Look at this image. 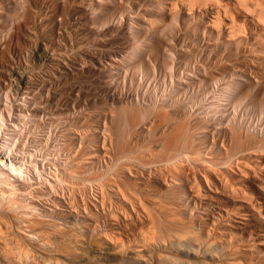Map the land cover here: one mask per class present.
Instances as JSON below:
<instances>
[{"label": "bare ground", "instance_id": "obj_1", "mask_svg": "<svg viewBox=\"0 0 264 264\" xmlns=\"http://www.w3.org/2000/svg\"><path fill=\"white\" fill-rule=\"evenodd\" d=\"M25 1L0 0V264L264 263V139L260 136V131H256V126L253 129L249 124L243 131L236 130L233 126L231 129L226 128L228 132L224 127L221 136L231 140L232 149L225 153L227 158L222 155L225 165L221 167L216 166L217 163H198L196 159L191 163L183 161L185 154L182 155L180 146L193 142L195 136L192 138L193 135L188 132L191 133L190 129L195 126V120L201 117L194 114L196 110L193 111L190 104L189 106L179 102L175 96L163 99L160 104H147L145 108L138 106V109L137 105H134L136 108L131 110L137 109L139 112L133 111L135 115L131 112L129 117H126V109L119 106L115 117L110 114L101 116L104 123L94 128L90 135L86 133L87 129L83 133L74 132L77 128L71 131L68 123L65 126L63 124L62 137L56 136L58 139L54 140L52 135L47 134L49 136L42 141V136L33 135L41 123L46 127L45 122L41 120L43 117L48 120L46 123L49 128L55 127L53 124L57 116H65L67 119L72 113L70 108L75 110L74 107L80 106L79 99L71 96L72 89L67 91L70 93L65 97L52 90L55 83L65 84L68 78H71L74 80L72 82L75 92L86 89L87 97L89 94L93 95L90 93L96 87H93V82L99 80L95 78L96 75L103 77L114 65L115 68L121 67L115 64L116 58L113 60L111 51L110 57L105 50V57L100 54L101 48L106 44V39L103 41L101 38L106 33L112 32L113 35L114 31L117 32V24L124 36L127 33L136 37L144 34L140 39L144 37L146 42L142 45L126 44L132 49V55L141 50L138 54L140 53L142 58L145 56L144 52L155 60L162 57L161 55H168L165 53L167 51L171 54L169 50L176 49L174 37L180 34L182 37L183 31V38L191 37L194 45L193 40L190 42L192 44L185 43V47H188L183 50L181 47V52L222 53L223 58L219 57L222 61H204L205 64L201 66L193 62L196 67L193 70L187 69L193 74L189 77L190 81L183 80L181 90H189V87L193 89L196 83H199L202 95L208 97L216 88L226 101H220L223 102L224 109L229 104V99L237 105L243 99L251 98L260 117H264V0H86L88 3H85V0H47L50 2L47 4L50 11H47L49 15L44 20L49 21V28L44 24L46 29H41L37 36L34 35L36 31L33 30V33L30 29L35 26V12L40 11H34L35 4L31 6L27 3L28 0ZM105 2L109 4L107 6L112 7V14L103 18L94 15L98 7L99 12L103 10L100 5H105ZM130 8L133 10V14L130 13L133 15L131 24V15H125ZM105 10L107 13V9ZM113 13L122 17L120 23L115 21L117 15ZM42 14L40 15L43 16ZM69 19L75 27L74 37L73 34H68L67 26V29L62 30L63 24ZM112 20L117 23H112ZM157 20L168 23L164 27L155 26L153 23ZM104 22H109L110 26L100 28ZM197 23V29L193 30V25ZM117 34L119 36V31ZM22 35V42L32 46L28 52L20 51L22 49H19V45H15L17 48L12 45L13 41H20L19 36ZM123 35L121 33L120 39ZM130 36L129 39L132 40L133 37ZM58 38H61V41ZM95 38L99 43L102 42L98 45L100 49L96 44H91V48L95 46L94 50L90 48L91 51L87 46L84 47L85 43H89L87 40ZM183 43L181 41V44ZM68 47L73 50L72 56L67 54ZM115 53L113 52V55ZM21 54L27 55L26 60L28 57L35 58L38 64L48 68L49 75H46V78L32 75L27 71V65L12 66L13 58ZM223 54L227 55L225 60ZM170 56L172 55L166 57L165 64L171 63ZM183 59L190 60L189 57ZM103 61H106L105 65L102 64ZM117 61L120 62L118 57ZM206 61L208 62V59ZM153 68L152 72L156 69ZM104 84L106 85L101 88L105 92L103 93L106 101L108 99L110 103L118 101L121 104L123 97L125 101L126 94L116 95L115 90H112L114 86L111 87L113 83ZM61 92L63 94V90ZM252 92L256 93L258 98ZM96 97L94 94L91 97L93 99L90 98L91 102L96 100ZM87 99L90 100L89 97ZM248 101L250 102V99ZM59 105L65 107L60 108ZM211 111L213 112V109ZM223 112L228 114L229 111ZM208 113L209 115L205 112L207 115L204 120L200 119L203 124H207L206 121L215 116L210 111ZM151 115L155 119H152L154 117H150ZM144 119L147 121L138 123V120ZM168 122L169 124H166ZM213 122L207 125H213ZM215 123L218 124L214 122V126ZM58 126L61 127V124ZM135 135L143 138L160 135L161 138L158 137L155 144H164L163 146L170 149V154H164L170 167L163 163L154 164L152 160L147 159L145 162L142 160L134 163L120 160ZM257 135L261 141H256V144ZM201 137L207 138L206 135ZM150 140L152 139L147 141ZM82 141L86 143L84 149L80 144ZM76 143L80 144L78 148L81 150L71 151L70 147ZM183 148L186 147L182 146V150ZM242 151L245 154L243 160L230 162L236 156L233 152ZM129 156L130 154L128 158ZM185 161L189 160L186 158Z\"/></svg>", "mask_w": 264, "mask_h": 264}, {"label": "rangeland", "instance_id": "obj_2", "mask_svg": "<svg viewBox=\"0 0 264 264\" xmlns=\"http://www.w3.org/2000/svg\"><path fill=\"white\" fill-rule=\"evenodd\" d=\"M25 1V0H24ZM27 1V0H26ZM25 1V2H26ZM33 1V0H32ZM31 0L29 1H27V3H30V5L32 6V4L34 5L35 4V6H33L34 8H35V10L34 11H40L39 13H37V12H35L36 13V15H35V17H37V19H36V21H35V28L33 27V29L31 28L30 29V31H32L33 32V30H34V32L36 31L37 32V30H38V34L35 32V34L34 35H39L40 33H41V29H42V31L44 30V29H46V26L49 24V21L48 20H46L47 18V16L49 15V12H47V11H50V8H49V5H47V4H50V2H48V1H50V0H34L33 2H32ZM47 1V2H46ZM42 2V3H41ZM43 3H46V4H43ZM85 3H88V1H86L85 0ZM106 3V2H105ZM107 5H109V4H105V5H103V4H101L100 6H101V8L103 9L101 12H99L100 11V7H98L97 9H96V12L94 11V15H96V16H99L100 15V17H107V16H110L111 14H112V12H113V9H112V7L111 6H107ZM45 6H47V7H45ZM104 6V7H103ZM111 7V9H109ZM37 8V9H36ZM44 9H46L45 11H44ZM49 9V10H48ZM99 9V10H98ZM105 9H107V13H105L106 12V10ZM42 10V11H41ZM104 11V12H103ZM131 11V12H130ZM133 10H131V8L127 11V13L128 14H125L127 17L129 16V15H131V14H133V12H132ZM110 12V13H109ZM43 13V14H42ZM44 13H46V14H44ZM95 13H97V14H95ZM102 13V14H101ZM105 13V14H104ZM131 13V14H130ZM40 14H42L43 16H41ZM104 14V15H103ZM113 15H115L114 13H113ZM117 15V16H116ZM115 16H116V18H117V20H115V19H113V20H115V21H117L118 23H120L121 22V18L122 17H119L118 16V14H116ZM124 15V18L126 17ZM38 16H39V18H38ZM132 16L133 15H131V16H129V23L131 24L132 22H131V20H132ZM42 17V18H41ZM44 18H46L45 20H44ZM123 18V19H124ZM40 19V20H39ZM41 19H43V20H41ZM71 19H69V21H65L66 23L65 24H63V27H62V30H65V28H66V26H67V28L69 29H67V32H68V34H75V30H74V26L72 25L73 24V21H70ZM111 21L112 23H117V22H115V21ZM42 21V22H41ZM48 21V22H47ZM120 21V22H119ZM110 22V21H109ZM109 22L108 23H103V25L102 26H100V28H105L106 26H110V24L111 25H113L111 22H110V24H109ZM156 23H153L155 26L156 25H159V27H164L165 26V24H167L168 22L166 21H164V20H157V21H155ZM37 23H41V25H38ZM68 23V24H67ZM161 25H160V24ZM164 23V24H163ZM198 23H200V22H198ZM198 23L197 24H194L193 26H194V29H193V27H192V29L193 30H195V29H197V27H198ZM46 26H45V25ZM71 24V25H70ZM64 25H65V27H64ZM196 25V26H195ZM42 28H41V27ZM68 26H70V27H68ZM199 26H201L200 24H199ZM43 27H45V28H43ZM48 27V26H47ZM120 26H118V24L116 25V28H117V30L119 31V36H121V33H122V35H123V32H121L122 30L121 29H118ZM49 28V27H48ZM64 28V29H63ZM71 29H72V32H71ZM29 30V29H28ZM62 30H60L61 31V33H63L62 32ZM74 30V31H73ZM116 30V31H117ZM118 31L117 32H113V35H112V32L110 33L111 34V36H110V34L108 33H106L102 38H101V40H103L104 38L106 39H104L105 40V42H106V44L101 48L102 49V53H104V50L106 51L105 53H107L108 54V57H110L111 55L113 56V58L111 57V59H113V60H115V58H116V62H115V64H117V66H121L120 68H118V67H116L115 68V66L116 65H114V67H112V69H110L109 70V72H105V74H104V76L102 77H100L99 75H96L95 76V78H98V79H96V80H98V82L97 81H94L93 83L95 84H93L94 86L93 87H95V89L93 88V90H92V92L90 91V93H92L93 95L95 94V96H97L96 97V100H92V102H91V99H93V98H91L93 95H91V94H89V96H87V97H89V101H88V99H87V97L85 96L86 95V89H79V91H81V92H79V91H76L79 95V97H77V93L75 92V89L73 88L74 87V82H72V81H74V80H72L71 78H68V82L66 83L65 82V84L63 83H59V85H58V83H55L54 84V89H52V90H56L55 92H58L57 94L58 95H61V96H69V93L70 92H72L71 94V96H73V97H75V98H78L79 100H78V102H80L79 103V107H78V105L76 106V107H74V109L75 110H71V108H70V112H72L71 114H70V116L69 117H67V119H66V117L65 116H61V115H59V116H57V120L55 119V122H54V124L53 125H55V127H53V126H51V128H49L48 126H47V123H48V120L46 121L45 120V117H43L41 120H42V122H45L44 124H46V127L44 128V126H43V124L41 123V125L38 127L39 128V130H38V128H36L37 130H35V134H33V135H38V136H42V141L44 140V139H46V137L47 136H49V135H52L53 136V138H54V140L55 139H58V138H60V136L62 137V134H61V132H63V127L66 125V123H68V127L70 128V130L71 131H74L75 130V128H77V130L76 131H74V132H86V129H87V131L88 132H86V133H88V135H90L91 133H93V129L94 128H96L97 126H102V124L104 123V119L102 118V117H104L105 115H113L114 117L117 115V114H115V113H118V111L119 110H117V109H120L119 108V106L120 107H122V109H126L125 110V112L128 114H126V113H123L124 115L126 114V117H129L130 115V113L131 112H139L137 109H134V110H131L132 108H134L136 105V107L138 108V106L140 107H142V108H145V106H147V104H149L148 106H150L151 104H155V103H158V104H160L159 102H163L164 100H166V98H168V99H171V98H174V96H175V98L179 101V102H183V103H185V104H190L189 106L190 107H192V110L193 111H195L194 112V114H196L198 117H201V118H198L199 119V121H198V119H196L195 120V126H193V127H191V129H190V131H191V133L190 132H188V134L190 135L191 134V136H192V138L195 136V138L194 139H192L193 140V142H187V143H185V144H181L183 147H186L185 149L183 148V150H182V146H180V150L183 152L182 153V155L183 154H185V155H183L184 157H183V159H185L186 160V158L189 160V161H185V160H183L185 163H187V162H189V163H191V162H193L195 159H196V161H198V163H205L206 165H212L213 163L214 164H216V166H222L223 164H224V162H225V158H227L226 156H227V154H225V153H227V152H229V150L230 149H232L231 148V145L230 144H232L230 141V139L228 140V138H227V140H226V138L225 137H222L221 135H222V133H223V131H224V127H225V131L226 132H228L229 130L228 129H231V127L233 128V126H234V129H236V130H240L241 129V131H243L244 130V128H246V127H248L249 126V124L251 125V127L253 128V129H255L256 128V131H260V136L262 135V137H263V139H264V131H262V130H264V129H262V128H264L262 125H264V121H263V119H264V117H260V114H259V112L257 111V108H256V105H255V103H253L254 101H252V99L251 98H248V99H243L242 100V102H239V103H237V105H234V103H233V101L231 100V99H229L228 101V105H226L225 106V109H224V104H223V102L225 103L226 101L224 100V98L222 97V94H221V92H219V90L218 89H216V88H214V90L212 91V95L210 94L209 96H210V99H209V96L207 97V96H203L202 95V91H201V87H200V85H198L197 83H196V85H195V87L197 88V90H196V88L194 87L193 89H191V87H189L190 89L188 90V88L187 89H185V90H181V88H180V86H182V83L184 82V81H186V82H188V81H190V76H191V74H193V73H191L190 71H188L187 69H189V70H193V68L194 67H196V65H202V64H205V63H210L212 60L213 61H215V60H218V59H220L221 61H222V53H216V52H197V53H191V52H188V54H187V52H185V53H183V52H181V50H180V48L183 50L184 48H187L188 46L186 45V47H185V43L186 44H188V43H190L193 39L190 37H187V38H183V36H184V31L182 32L183 33V35H182V37H181V34H180V38H178V36H176V38L174 37V41H173V43L175 44V47H176V49H172V50H169V52L171 53V54H169L168 53V51L167 52H165V53H167L168 55H172V56H170V58H171V60H170V62L172 63H169L170 65L168 66V63L167 64H165L166 63V61H165V59H166V57L168 56V55H165L164 57H163V55H161L162 57H158V58H156V60L155 59H152L151 57H148V54H146L147 52H144L145 54H143V55H147V57L149 58V61H148V58L147 57H145L144 56V58H146V59H144V58H142L143 56L139 53L138 54V52H140L141 50H137V54H131L132 52V49L131 48H129V47H127L128 46V44H136V45H142L144 42H146L145 41V39H144V37L142 38V39H144V40H142V39H140L142 36H144V34H141L140 35V37H136V36H134L133 34V36L131 35V33H127V34H125V36H124V38H123V36H122V38L120 39V37L118 36ZM33 32V33H34ZM28 33V31L26 32V34ZM115 33V34H114ZM70 34V35H71ZM72 35L73 37L75 36V35ZM106 35H108V36H106ZM115 35V36H114ZM131 35V36H130ZM26 36V35H25ZM106 36V37H105ZM116 37V38H114V37ZM119 38H118V37ZM127 36H128V38H127ZM129 36H130V38H132V40L131 39H129ZM137 36H139V35H137ZM20 38V41L18 40ZM19 38L17 39L18 40V42L16 43L15 41H13V43H12V45H13V47H15V48H17V46H15V45H19V49H22V50H20V51H23V50H25L24 52H28L27 50H29L32 46H31V44L29 45V43L28 44H26L25 42H22L23 41V35L20 37L19 36ZM109 38V39H108ZM127 38V39H126ZM139 40H138V39ZM59 40L61 39V38H58ZM97 38H95V39H90V40H87L89 43H87L88 45H86V43L84 44V47H86V48H88V50L91 48V44H93V45H95L96 44V47H98L99 48V44H101V43H99V41L98 40H96ZM99 39V38H98ZM113 39V40H112ZM118 39H120L119 41H118ZM123 39V40H122ZM129 39V40H128ZM175 39H177L176 41H175ZM103 40V41H104ZM183 40H184V43H183ZM61 41V40H60ZM126 41V42H125ZM129 41V42H128ZM181 41H182V43L183 44H181ZM62 42L64 43V41L62 40ZM94 42V43H93ZM97 42V43H96ZM104 42V43H105ZM124 42V43H123ZM175 42H177V44L175 43ZM15 43V44H14ZM25 43V44H24ZM141 43V44H140ZM180 43V44H179ZM192 43H193V45H194V40L192 41ZM192 43H190V44H192ZM108 44V45H107ZM119 44V45H118ZM126 44H127V46H126ZM130 44V45H131ZM29 45V46H28ZM90 45V46H89ZM181 45V46H180ZM183 45H184V47H183ZM189 45V44H188ZM193 45H191V46H193ZM21 46H22V48H21ZM116 46V47H115ZM93 47L95 48V46H92V48L91 49H93ZM24 48V49H23ZM99 48V49H100ZM113 48H115V49H113ZM130 50H129V49ZM71 48L70 47H68V49H67V54L70 56H72V51L70 50ZM91 49H90V51H91ZM108 49V50H107ZM94 50V49H93ZM180 52H179V51ZM111 51V52H110ZM121 51V52H120ZM174 51V52H173ZM175 51H176V53H178V54H176L175 53ZM109 52H110V54H109ZM113 52H116L114 55H113ZM118 52V53H117ZM135 52H133V53H135ZM102 53H100L101 55H103L104 57L106 56V54L104 53V54H102ZM182 53H183V55H182ZM29 54V53H28ZM120 54H121V56H120ZM190 54V55H189ZM209 56H208V55ZM110 55V56H109ZM117 55V56H116ZM135 55V56H134ZM184 55H186V56H184ZM201 55V56H200ZM202 55H203V57H202ZM205 55V56H204ZM211 55V56H210ZM69 56H68V58H69ZM115 56V57H114ZM138 56V57H137ZM141 56V57H140ZM174 56V57H173ZM176 56V57H175ZM181 56V57H180ZM184 58H188L189 57V59L190 60H188V59H186V60H188V61H190V63L188 62V61H185L184 59H183V57ZM223 56H224V54H223ZM225 56H227L226 54H225ZM225 56H224V59L223 60H225ZM19 57V58H18ZM117 57L119 58V60H120V62L119 61H117ZM191 57V58H190ZM201 57V58H200ZM208 57H210V58H208ZM219 57H222V58H219ZM18 58V59H17ZM24 58V59H23ZM67 58V57H66ZM133 58V59H132ZM141 58V59H140ZM160 58V59H159ZM164 58V59H163ZM173 58V59H172ZM178 58V59H177ZM203 58V59H202ZM213 58H215V59H213ZM15 59V60H14ZM27 59V55H25V54H21V56L19 55V56H17V57H14L13 58V63H12V66H18V65H27V71L30 73V74H32V75H37V76H39L40 75V77H45L46 78V75H49V74H47L48 73V68L47 69H45L44 68V66H41L40 64H38V62H37V60H35V58H33V57H28V60H26ZM122 59V60H121ZM126 59H128V60H126ZM132 59V61H130ZM136 59V60H135ZM163 59V60H162ZM198 59V60H197ZM205 59V60H204ZM208 59V62L206 61ZM135 60V61H134ZM140 60V61H139ZM173 60V61H172ZM182 60H184L185 61V64L183 65V61ZM219 60V61H220ZM21 61V62H20ZM121 61H122V63H121ZM130 61V63H128ZM139 61V62H138ZM162 61H164V62H162ZM169 61V60H168ZM203 61V62H202ZM204 61H205V63H204ZM24 62V63H23ZM106 62V61H105ZM105 62L103 61L102 62V64H104L105 65ZM145 62V63H144ZM151 62V63H150ZM176 62V63H175ZM193 62H195V64L193 63ZM196 62H198V63H196ZM201 64H200V63ZM19 63V64H18ZM28 63V64H27ZM118 63H119V65H118ZM125 65H124V64ZM134 63V64H133ZM137 63V64H136ZM150 63V64H149ZM161 63V64H160ZM178 63V64H177ZM33 64V65H32ZM35 64V65H34ZM121 64V65H120ZM128 64H130L129 66H128ZM159 64V65H158ZM191 64V65H190ZM192 64H193V66H192ZM29 65V66H28ZM32 65V66H31ZM140 65V66H139ZM149 65V66H148ZM163 65V66H162ZM186 65H189V66H186ZM38 66V67H37ZM40 66L42 67L41 69H40ZM128 68H127V67ZM167 66V67H166ZM171 66V68H169ZM176 66V67H175ZM139 67V68H138ZM148 67V68H147ZM154 67V68H153ZM160 67V68H159ZM187 67H189V68H187ZM31 70V71H29V69ZM33 68V69H32ZM115 68V69H114ZM142 68V69H141ZM152 68L153 69H155V70H153V72H152ZM164 68H166V70H164ZM167 68H168V70H167ZM179 70H181V71H179ZM190 68H192V69H190ZM40 69V70H39ZM171 69V70H170ZM175 69H177V70H175ZM186 69V70H185ZM112 70V71H111ZM115 70V71H114ZM126 70V71H125ZM151 70V71H150ZM162 70V71H161ZM170 70V71H169ZM119 71V72H118ZM145 71H146V73H145ZM155 71V72H154ZM165 71V72H164ZM168 73H167V72ZM133 72H134V74H133ZM136 72V73H135ZM163 72V73H162ZM185 72V73H184ZM109 73V74H108ZM128 73V74H127ZM129 73H130V75H129ZM153 73H155V74H153ZM171 73V74H170ZM178 73V74H177ZM188 73L190 74V75H188ZM41 74H43V75H41ZM45 74V75H44ZM107 74V75H106ZM121 74V75H120ZM152 74H153V76H152ZM162 76H161V75ZM167 74V75H166ZM138 75V76H137ZM158 75H159V77H158ZM165 75V76H164ZM172 77H170V76ZM173 75V76H172ZM175 76V77H174ZM184 76V77H183ZM124 78V79H123ZM158 78V79H157ZM163 78V79H162ZM165 78V79H164ZM167 78V79H166ZM186 78H188V79H186ZM114 79V80H113ZM118 79H120L119 81H118ZM155 79H156V81H155ZM172 79V80H171ZM177 79H179V80H177ZM78 81V79H75V81ZM83 80V79H82ZM102 80V81H101ZM107 82H106V81ZM112 80V81H111ZM117 80V81H116ZM137 80V81H136ZM182 80V81H181ZM184 80V81H183ZM101 81V83H99ZM103 81H104V83H109V84H111V83H113L112 85H111V87L112 86H114V88L112 89L114 92H116V95H125L126 94V98H125V101H124V97H123V103H119L118 101L116 102V101H112L111 103H110V100H108L107 99V101H106V98H105V96H104V91H102L103 89L101 88V86L102 85H106V84H104L103 83ZM110 81V82H109ZM118 82V83H117ZM125 82V83H124ZM133 82V83H132ZM135 82V83H134ZM145 82V83H144ZM179 82V83H178ZM73 84V86H71V85H69V84ZM129 83V84H128ZM150 83V84H149ZM157 83V84H156ZM173 83V84H172ZM66 84H67V86H66ZM108 84V85H109ZM117 84H119L118 86L119 87H117ZM127 84V85H126ZM146 84V85H145ZM152 84H153V86H152ZM216 84V83H215ZM221 84H222V82H221ZM220 84V85H221ZM58 85V86H57ZM69 85V86H68ZM100 87V88H98V86ZM134 85V86H133ZM137 85V86H136ZM148 85V86H147ZM151 85V86H150ZM60 86H61V88H60ZM64 86V87H63ZM115 86H116V88H115ZM122 86H123V88H122ZM132 86V87H131ZM156 86V87H155ZM178 86V87H177ZM201 88H199V87ZM222 86V85H221ZM53 87V86H52ZM63 87V88H62ZM140 89H139V88ZM150 87V88H149ZM59 88V89H58ZM85 88V87H84ZM126 88V89H125ZM131 88V89H130ZM147 88H148V90H147ZM157 90H156V89ZM170 88V89H169ZM178 88V89H177ZM198 88H199V90H198ZM65 89H67L66 91H65ZM70 89H72L71 91H70ZM100 89V90H99ZM118 89H120V90H117ZM131 91H130V90ZM213 89V88H212ZM63 90V94H61L62 91ZM73 90H74V92H73ZM84 90V91H83ZM138 90V91H137ZM152 90V91H151ZM261 90V89H260ZM67 91H70V92H67ZM120 91H121V93L122 94H120ZM144 91H145V93H144ZM154 91H156V92H154ZM174 91H175V93H174ZM216 91V92H215ZM258 91V93L261 95V91H259V89L257 90ZM257 91H256V93H257ZM96 92L98 93L97 95H96ZM104 92V93H103ZM137 92V93H136ZM160 92V93H159ZM186 92H187V94H186ZM191 92V93H190ZM195 92H197V93H195ZM199 92V93H198ZM219 92V94L218 95H220V97H218V95H217V93ZM60 93V94H59ZM128 93L129 94H131V95H128ZM168 93H170V94H168ZM204 93V92H203ZM214 93H215V95H214ZM254 92H252V94H253ZM256 93H254L256 96H257V98H258V95L256 94ZM67 94V95H66ZM75 94H76V96H75ZM83 96V98H82V96ZM147 94V95H146ZM177 94H179V95H177ZM195 94V95H194ZM197 94V95H196ZM200 94L204 97V99H203V97L202 96H200ZM134 95V96H133ZM140 95V96H139ZM165 95V96H164ZM191 95H192V97H191ZM201 97H199V96ZM91 96V97H90ZM103 96V97H102ZM129 96V97H128ZM133 96V97H132ZM188 96H189V98H188ZM195 96V97H194ZM101 97V98H100ZM131 97V98H130ZM144 97V98H143ZM153 97V98H152ZM195 99H194V98ZM214 99H212V98ZM216 97V98H215ZM260 97V96H259ZM262 97V96H261ZM260 97V98H261ZM137 98V99H136ZM150 100H149V99ZM190 98H192V99H190ZM222 98V99H221ZM84 100V101H82V100ZM129 99H131V100H129ZM144 99V100H143ZM164 99V100H163ZM167 99V100H168ZM200 99V100H199ZM203 100V102H202V100ZM250 99V102L248 101ZM87 100V101H86ZM129 100V101H128ZM137 100V101H136ZM154 100V101H153ZM157 100V101H156ZM191 100V101H190ZM198 100V101H197ZM207 100V101H206ZM211 100V101H210ZM218 100V101H217ZM223 101V102H220V101ZM98 101V102H97ZM132 101V102H131ZM145 101V102H144ZM188 101V102H187ZM193 101V102H192ZM201 101V102H200ZM205 101V102H204ZM213 101V102H212ZM248 101V102H247ZM252 101V102H251ZM85 104H84V103ZM198 102V103H197ZM231 102V103H230ZM246 102V103H245ZM82 103V104H81ZM87 103H88V105H87ZM96 103V105H94ZM104 104V105H102V104ZM132 103V104H131ZM136 103V104H135ZM196 103V104H195ZM214 103V104H213ZM222 103V104H221ZM250 103V104H249ZM139 104V105H138ZM199 104H201V105H199ZM203 104V105H202ZM212 104V105H211ZM113 105V106H112ZM135 105V106H134ZM188 105H186V107H189ZM199 105V106H198ZM220 105V106H219ZM233 105V106H232ZM82 106H84V107H82ZM100 106V107H99ZM102 106V107H101ZM103 106H104V108H103ZM112 106V107H111ZM116 106V107H115ZM130 106H131V108H130ZM208 106V107H207ZM212 106V107H211ZM221 106H223V107H221ZM237 106V107H236ZM254 106H255V110H254ZM58 107H65V106H58ZM82 109H81V108ZM107 107V108H106ZM109 107V108H108ZM114 107V108H113ZM135 107V108H136ZM189 107V108H190ZM203 107V108H202ZM211 107V108H210ZM219 107V108H218ZM253 107V108H252ZM80 110H79V109ZM84 108H85V110H84ZM87 108V109H86ZM89 108V109H88ZM97 108V109H96ZM102 108V109H101ZM106 108V109H105ZM130 108V109H129ZM198 108V109H197ZM209 108V109H208ZM232 108V109H231ZM234 108H236V109H234ZM79 111H78V110ZM93 109V110H92ZM116 109V110H115ZM138 109H140V108H138ZM208 109V110H207ZM213 109V112L211 111V110ZM227 110V112H228V114L227 113H225L224 114V110ZM242 109V110H241ZM77 110V111H76ZM99 110V111H98ZM106 110V111H105ZM111 111V113H109L110 111ZM123 110V111H124ZM129 110V111H128ZM221 110V111H220ZM232 110H233V112H232ZM96 111V112H95ZM104 111V115L102 114V112ZM113 111V112H112ZM200 111V112H199ZM204 111V112H203ZM211 112L212 113V115L214 116H216V118H215V116L214 117H211V120L209 119L208 121H206V122H208L209 124H212V122L214 121V122H217L218 124L216 125V123H215V126H214V122H213V125H207V124H203V122L201 121V120H204L205 118H206V115L208 114L209 115V113L208 112ZM219 111V112H218ZM60 112H62V111H60ZM76 112V113H75ZM83 112V113H82ZM94 112V113H93ZM134 112H133V114H134ZM202 112V113H201ZM205 112L207 113V114H205ZM226 112V111H225ZM230 112H231V114H230ZM74 113H75V115H74ZM88 113V114H87ZM114 113V114H113ZM250 113V114H249ZM78 114H80V116L78 115ZM90 114V115H89ZM94 114V115H93ZM133 114H131V116L133 117ZM153 115H154V113H152ZM222 114H224L223 116H222ZM233 114V115H232ZM249 114V115H248ZM82 115L84 116L83 118H82ZM135 115V114H134ZM200 115V116H199ZM220 115L222 116V117H220ZM259 115V116H258ZM78 116V117H77ZM102 116V117H101ZM155 116V115H154ZM154 116H150V117H154ZM196 116V117H197ZM204 116H205V118H204ZM225 116L227 117V118H229V120L227 119V118H225ZM64 117V118H63ZM80 117V118H79ZM125 117V116H124ZM123 117V118H124ZM195 117V118H196ZM224 117V118H223ZM259 117H260V119H262V121L263 122H261V120L259 119ZM62 118V119H61ZM71 118V120H69ZM77 120H76V119ZM89 118H91V119H89ZM93 118V119H92ZM99 118V119H98ZM217 118L219 119L218 121H217ZM221 118H222V120H221ZM66 120V122H65V120ZM72 119H73V121H72ZM152 119H155V117L154 118H152ZM201 119V120H200ZM225 119V120H224ZM63 120H64V122H63ZM83 120V121H82ZM87 120H89V121H87ZM239 120V121H238ZM255 120V121H254ZM57 121H59L58 123H57ZM68 121V122H67ZM74 122V123H72V122ZM87 121V122H86ZM103 121V122H102ZM144 121H147L146 119H144V120H138V123H142L143 124V122ZM167 121H169V120H167ZM166 121V122H167ZM229 121V122H228ZM236 121V122H235ZM249 121V122H248ZM251 121H252V123H251ZM47 122V123H46ZM85 122V123H84ZM156 122H158V121H156ZM160 122H162L163 123V121H159L158 123L160 124ZM171 122V121H170ZM211 122V123H210ZM228 122V123H227ZM255 122V123H254ZM70 123V124H69ZM82 123V124H81ZM84 123V124H83ZM100 123H102V124H100ZM107 123V122H106ZM197 123V124H196ZM200 123H202V124H200ZM224 123V124H223ZM225 123H226V125H225ZM237 123V124H236ZM239 123H241V124H239ZM242 123H243V125H242ZM57 124V125H56ZM61 124V127L63 126V124H64V126L61 128L60 126H58V125H60ZM87 124H89L88 126H87ZM166 124H169V122L168 123H166ZM202 127H201V126ZM239 125V126H238ZM259 125H261V126H259ZM58 126V127H57ZM72 126V127H71ZM75 126V127H74ZM90 126V127H89ZM192 126V125H191ZM246 126V127H245ZM256 126V127H255ZM197 127V128H196ZM217 127V128H216ZM255 127V128H254ZM52 128H54V129H52ZM60 130H59V129ZM195 128V130H192V129H194ZM205 128V129H204ZM210 128V129H209ZM226 128H228V129H226ZM46 129H48L47 131H46ZM207 129V131H205ZM214 129V130H213ZM243 129V130H242ZM259 129V130H258ZM53 131V132H51V131ZM83 130V131H82ZM90 130V131H89ZM204 130V131H203ZM210 130V131H209ZM213 130V131H212ZM57 131V132H56ZM195 133H194V132ZM52 134H51V133ZM59 132V133H58ZM38 133V134H37ZM198 133V134H197ZM215 133V134H214ZM47 134H49V135H47ZM56 134V135H55ZM60 134V135H59ZM208 134V135H207ZM206 135V139H204L203 137H201V136H205ZM214 135V136H213ZM51 136V137H52ZM58 138H57V137ZM92 136V135H91ZM89 137V136H88ZM156 137V138H155ZM158 137H159V139L161 138V136L160 135H158ZM158 137L157 136H151L150 138H148V137H142V136H137V135H135L134 137H133V141L132 142H130L129 143V145H128V148L127 149H125V153H123V158H120V160H122L123 162H125V163H134V162H141L142 160H143V162H145L146 161V159H147V161H151L152 163H154V164H157V163H163V164H168V167H170V165H169V163H168V161L166 160V158H164L165 157V155L164 154H170V149H167L165 146H163L164 144H161V145H157L156 146V144H155V141H157L158 140ZM41 138V137H40ZM50 137H48V139H49ZM199 138V139H198ZM148 139H152V140H150V142H148L147 140ZM155 139V140H154ZM157 139V140H156ZM223 139H225V140H223ZM191 140V141H192ZM258 140H259V137H258V135H257V138L255 139V142L257 141L258 142ZM136 141V142H135ZM151 141H152V143H151ZM202 141V142H201ZM259 141H261V139L259 140ZM138 142V143H137ZM215 142V143H214ZM222 142V143H221ZM226 142H227V144H226ZM257 142H256V144H257ZM55 143V142H54ZM59 143H60V141H59ZM62 143V142H61ZM85 142H81L80 144H82L81 145V147L83 148V147H85L86 145V143L84 144ZM91 143V142H90ZM134 143H137V144H134ZM151 143V144H150ZM154 143V144H153ZM193 143V144H192ZM197 143H199V144H197ZM204 143V144H203ZM80 144L79 143H76V144H73V145H76V147L75 146H71L70 148L72 149L71 151H75V150H81L80 149V147L78 148V146H80ZM84 144V145H83ZM134 146H133V145ZM144 144V145H143ZM148 144V145H147ZM132 145V146H131ZM138 145V146H137ZM141 145V146H140ZM185 145V146H184ZM195 145V146H194ZM205 145V146H204ZM216 145H217V147H216ZM230 145V146H229ZM143 146H145L144 148H143ZM226 146V147H225ZM73 147V148H72ZM141 147V148H140ZM209 147H210V150H209ZM225 147V148H224ZM78 148V149H77ZM139 148V149H138ZM149 150H148V149ZM158 148V149H157ZM161 148H164V149H161ZM199 148V149H198ZM84 149V148H83ZM82 149V150H83ZM136 149V150H135ZM151 149V150H150ZM153 149V150H152ZM186 150V151H185ZM187 150L189 151V152H187ZM219 150H220V152L222 153H220L219 152ZM228 150V151H227ZM127 151L128 152H135V153H127ZM141 151V152H140ZM204 151V152H203ZM208 151V152H207ZM211 151V152H210ZM139 152V153H138ZM161 152H164V153H162L161 154ZM166 152V153H165ZM195 152V153H194ZM197 152H198V154H197ZM138 153V154H137ZM152 153V154H151ZM194 153V154H193ZM200 153H201V155L202 156H204V157H201V155H200ZM216 153V154H215ZM236 153V154H235ZM262 153H264L263 151H262ZM130 154V156H129V158H128V155ZM155 154V155H154ZM157 154H159V155H161V156H159V155H157ZM187 154V155H186ZM189 154H190V157H191V159H190V157H189ZM233 154H234V158L230 161V162H232V161H234V162H236V161H241V160H243V157L245 156V154H244V152L242 151V152H233ZM241 154V155H240ZM127 155V156H126ZM142 155H143V157H142ZM150 155V156H149ZM157 155V156H156ZM199 155V156H198ZM215 155V156H214ZM222 155H226L225 156V158H224V156H222ZM124 156H126V157H124ZM134 156V157H133ZM152 156V157H151ZM162 156H163V158H162ZM197 158H196V157ZM213 156V157H212ZM153 157L154 158H156V159H153ZM160 157V158H159ZM193 157V158H192ZM206 157H208V158H206ZM215 157V158H214ZM220 157V158H219ZM133 158V159H132ZM152 158V159H151ZM159 158V159H158ZM200 158V159H199ZM125 159V160H124ZM127 159V160H126ZM129 159V160H128ZM140 159V160H139ZM145 159V160H144ZM165 159V160H164ZM194 159V160H193ZM216 159V160H215ZM219 159V160H218ZM133 160V161H132ZM155 160V161H154ZM162 160V162H160ZM121 161V163H123ZM130 161V162H129ZM132 161V162H131ZM202 161H204V162H202ZM205 161H207V162H205ZM221 163H220V162ZM224 161V162H223ZM118 162H120V161H118ZM156 162V163H155ZM170 162V161H169ZM210 162V163H209ZM212 162V163H211ZM221 164V165H220ZM227 164H229V163H227ZM192 165V164H191ZM225 165V164H224ZM70 185V184H69ZM207 209V208H206ZM245 260H246V258H244ZM246 261H249V260H246ZM243 262V261H242ZM241 261H240V263H242ZM260 264V263H259ZM261 264H264L263 262L261 263Z\"/></svg>", "mask_w": 264, "mask_h": 264}]
</instances>
